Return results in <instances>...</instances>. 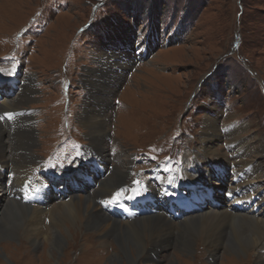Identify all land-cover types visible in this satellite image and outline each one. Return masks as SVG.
Listing matches in <instances>:
<instances>
[{"label": "rangeland", "instance_id": "374dc122", "mask_svg": "<svg viewBox=\"0 0 264 264\" xmlns=\"http://www.w3.org/2000/svg\"><path fill=\"white\" fill-rule=\"evenodd\" d=\"M113 39L118 41L115 47ZM142 44L147 51L134 54ZM0 83L9 90L0 94V101L3 96L10 100L5 109L23 113L15 123L0 112L6 148L0 146V162L5 155L11 168L14 160L21 163V152L33 158L31 174L40 187L52 183L54 192L60 188L78 201L97 191L91 198L93 211L114 219L120 217L119 206H142L146 213L138 215H149L153 207L135 196L150 197L147 201L154 206L163 197L148 196L146 188L172 197L175 180L180 181L177 192L188 194L183 173L192 169L204 174L209 169L215 190L233 187L230 171L223 172L221 182L207 161L232 168L243 137L253 146L244 158L261 164L253 212L261 209L264 217V0H0ZM91 109L100 110L103 121L89 135L80 117ZM210 119L217 137L205 144L202 133ZM234 127L235 134L229 133ZM27 130L32 140L25 151L14 140ZM225 155L228 160L220 157ZM116 168L125 172L119 184H96ZM62 171L74 173L62 177ZM21 184L6 180L0 190V207L7 201L0 210V227H6L11 207L21 210L15 234L0 230V264H118L111 261L120 256L113 237L88 228L83 208L73 222L66 215L55 220L44 213L32 223L31 202L20 194H5ZM130 191L135 204L128 202ZM165 198L164 204L169 202ZM219 203L226 204V199ZM188 215L172 225L179 238L167 248L160 243L156 254L150 250V216L151 225L141 228L143 247L150 252L136 254L132 264H256L258 252L264 253L253 245L233 255L223 246L211 258L204 233L187 229V221L197 215ZM232 218L221 241L234 240L230 229L237 226L241 234L251 235L249 216L236 213ZM55 228L64 239L59 251L50 240Z\"/></svg>", "mask_w": 264, "mask_h": 264}, {"label": "bare ground", "instance_id": "6f19581e", "mask_svg": "<svg viewBox=\"0 0 264 264\" xmlns=\"http://www.w3.org/2000/svg\"><path fill=\"white\" fill-rule=\"evenodd\" d=\"M137 48L138 47L135 48L134 54L143 53V52L147 51V48H146V46H144V44L140 45V47L138 49ZM86 82L88 83V81H86ZM29 86H30V84H29ZM31 90H32V86H31V88H29V91H31ZM19 95H18L17 99H19ZM1 99L2 100L0 101V109H5V108H7V106H10V100H8L5 96L1 97ZM11 105H12V103H11ZM17 105L18 104H16V106ZM14 108H16V107H14ZM0 112L3 114V117L5 119L8 118L11 122L16 123V122H19L21 119V118H19L21 116L18 115L20 112L18 110L15 111L13 109H9V110L5 109V110H0ZM10 113H11V115H10ZM20 114H23V113L20 112ZM88 115H91V116H88ZM98 117H101L100 110L96 111V110H92V109L90 111L87 110V113L85 110L84 114L80 117L81 119H83L84 123L87 124V126H85V127H86V130H87L89 135L92 133V130H95V128L98 125H101L103 119H100ZM205 121H206V119H205ZM210 122L212 124H207L204 127V128H206V127L207 128L205 129L204 133H202V137H203L205 144H208L207 142H210V141H212L211 139H215L217 137L216 131L214 129H212L214 119H210L209 123ZM236 129H237V127H234V129L229 130V133L235 134ZM14 136H16V135H14ZM89 137H93V136H89ZM218 138H219V136H218ZM31 140H32V131L27 130V131L21 132V139H17V140L15 139L14 141L17 143L16 147L21 148V146H22V150L24 149L25 151H27V149L29 148V143ZM3 143H5V139H4V137L0 136V146H3ZM250 144H251L250 141L246 140V138H243V137L240 138L238 146L235 147L236 148L235 149L236 154L233 155L235 162H234V164H232V168L236 167L234 169H232L231 166L225 164L224 161H223L224 163H221L218 161L212 162L211 160L207 161V163L210 166H213L216 169V174L219 176V179H221V182H223L222 174L225 170H228L231 173L235 174V179H234V183H233L234 186L231 187L228 191L224 192V191H222V189H219V190L213 189V186L210 183L211 180L208 179V176L211 175V173H209V172H211L209 169H204L205 174L202 172L203 169L201 171L200 170L197 171L198 169L197 170L192 169L191 173L185 172V171H187L186 169H188V168L184 169L185 173H183V174L185 175V179H186L185 184H186V186H189V188H190L189 194H191V197L188 196L187 199L196 198L195 196L197 194L203 198L204 197L203 194L209 193L211 196H214L213 197L214 199H217L218 201L223 202V200L226 199L225 193L227 192V194L235 193L234 201L236 200V201L244 203V200H245L246 206H245V210H243V211H240V210L237 211V210L233 209V207L230 205L231 201L230 202L226 201L227 204L223 205V204L219 203V205H217V206L206 207V208L202 209V211H200V212H196V211L193 212L194 215H197L198 219L196 220L195 219L196 216H195V217H191L187 221V224H188L187 229L189 230L190 233H193V232L201 233V234L204 233L202 236L205 239V243H206L205 245L207 247L209 256L211 258H214L217 255L218 251L223 246H224V250L226 252L232 253L233 255H235L237 253H241L247 247L253 246V245H259L260 249L264 250V217L262 215L261 209L258 210L257 212H253L254 210H256V207L254 205L256 201L252 200V197L257 198L256 196H258L257 194H255V192L260 188V181L255 180V178L259 179V174L261 173V164L259 162L247 161L244 158V155L246 154L247 150L248 149L251 150L253 148V146ZM4 146H3V148L6 149ZM207 147L208 146H206L205 148H207ZM1 150H2V148H1ZM1 150H0V154H1ZM204 151H206V149H204ZM20 155H21L20 156L21 157V163L19 162L18 164H16V160H14L11 162V168L9 165L10 164L9 158H6L5 155L2 156V161L0 162V165H1L0 166V190H1V187L5 188L6 180H9V181L15 180L16 182L20 181L22 183L21 187L17 190L15 185L14 186L12 185V187H10V191L5 192V194H7L8 192H12V193H9L8 196H11V197L16 196L18 198L20 195H22L23 197L26 198L27 191H29V190H31V192H30L31 194L33 192L39 193L40 199L31 202V207L34 208L33 209V215L30 218V220H32L31 221L32 223L35 222L33 220H38L40 215H42L44 213H47L50 216V218L54 216L55 220H59L60 218H65L64 215H66V217L68 216L71 219V221L73 222V221L79 220V218H81L80 214H81V209L83 208L81 215H82V217L84 216L85 224L88 228H91L95 232H98L99 235H103V236L106 235L108 237L109 236L113 237V242L116 243L118 250H120V252H118V253H120V256L113 255V257H112L111 261L114 263L117 262L118 264H125V262H126V264H132L134 262V257L136 256V254L139 255L140 253L143 254V253H147L149 251V250H147L146 247H143V234L141 231H142V229L146 228L147 225H149L150 216H152V218H153L152 219L153 225H151V223H150V225L152 227L149 230L150 231L153 230V235H154L153 237L150 236V238H151V243H150L151 249L150 250L152 251L151 253H155V254L157 253V249L159 248L160 243H162L163 246H165V248H167L168 242L176 241L179 238V237H176V232H175L176 230L173 226H175L178 223V221L181 222L180 219L183 220V219L187 218V216L189 217V215H188L189 213H188V214H183L179 218H176L175 216H173V219L167 218L165 216L167 214V211H165L162 202L159 201L154 209L149 210L150 211L149 215L139 216L138 214H135L132 211L138 207L133 206L132 209L126 210L127 209V206H126L124 208L126 210L125 213L122 214V216L117 217V219L116 218L114 219V218L108 216L102 210L93 211V207H95L96 203H93V200L91 198L93 196L99 194V193H97V191L86 192L85 195L83 196V198L78 201L77 196H72V194L69 195L65 192V190H60V188L57 190V192L55 189V192H54L52 190V186H54L52 183L49 184L45 189L40 187L38 185L36 179L33 180L32 174H31V172L35 166V160L33 158H30V157H23L24 154L22 156V152L20 153ZM239 156H240V158H238ZM220 157L224 158L225 160H228V156H226V155H225V157L224 156H220ZM100 162L103 163L102 160H100ZM199 165H201V162L199 163ZM10 170L13 171L12 174L10 173ZM73 173H74L73 171L69 174L67 173V171L61 172L62 177H64L66 174H68L67 176H69L70 174H73ZM7 175H9V178L6 177ZM157 175L158 174H156L154 176L156 179H158L160 181L162 179L165 182H167V180H165L162 176H157ZM124 178H125V172L116 168L113 171V173L111 175L107 176V178H105L103 181L98 179L95 182H96V184L102 183L105 186L112 187L115 184H119L121 182V180H123ZM40 183H41V181H40ZM262 183H263V181H262ZM179 184H180L179 180L173 181V187L174 188H171V190L174 192V196L180 195V193L177 192V186H179ZM164 186L166 188L170 189V185L169 186L163 185V188H164ZM60 187H61V189H63L62 185ZM146 189L148 191V194H147L148 196L154 195L155 198L162 196L163 199L165 196L166 197L165 200L167 198L169 199V197H170V196L169 197L166 196L167 192L164 193L159 188L154 187L153 190L151 188H146ZM262 191H263V189H260L261 193H262ZM58 192L61 194L59 195ZM157 195H160V196H157ZM260 195H261L260 196V201H261V199L264 198V193L260 194ZM96 197H98V196H96ZM75 199L77 200V202L73 201ZM151 199H153V197ZM163 199L161 198L162 201H163ZM1 200H3V198ZM89 200H92L91 208H88L89 207V202H88ZM135 201L136 200H135L134 196L130 197V200H128V202L132 203V204H135ZM6 202L7 201H5V200L1 201V205L4 204V206H5ZM13 202H14V204L17 203L15 201H13ZM37 202L42 205L41 208H37ZM3 207H0V210ZM21 209L25 213H27V215H28L26 208H21ZM9 210L10 211H7L8 217H7V219H5V221H6L5 226L6 227H4V226L0 227V230H1V232L6 231V233L10 234L9 236H11L12 234H15L16 226L18 225V222H20L19 221L20 218H18V216H19V213H21V210L20 209L17 210L16 206H15V208L11 207ZM35 212H37V214L34 215ZM126 213L128 215H126ZM236 213L244 214V215L250 217L248 219L252 220L251 221L252 222V230L251 231L249 230L251 235L241 234L242 232L240 231L239 226L234 227V228L231 227L232 231L230 229V232H231L232 236L235 237V238H233L234 240H229L227 238V239H225V241H221V238H224L223 236L227 232V231H225V225L227 224V222H229L228 226L231 225V223H232L231 219L233 220L232 217ZM10 217H12V220L10 219ZM25 217H26V215H25ZM35 217H37V218L34 219ZM199 219H200V221H199ZM56 222H58V221H56ZM246 224H248V223H246ZM241 225L243 226V224H241ZM148 228H150V226ZM33 230L34 229L31 228L30 231L33 232ZM55 230L56 231L53 233V236L50 240H51V245H53L54 248L57 251H59L64 239L61 238L59 230L56 228H55ZM227 233H229V232H227ZM181 236H182V234H181ZM130 247H132L133 249L131 250ZM261 254H264V253L258 252L257 258H256V264H264V261L262 259ZM148 258H149V256H148ZM171 264H173V263H171Z\"/></svg>", "mask_w": 264, "mask_h": 264}, {"label": "trees", "instance_id": "16d2710c", "mask_svg": "<svg viewBox=\"0 0 264 264\" xmlns=\"http://www.w3.org/2000/svg\"><path fill=\"white\" fill-rule=\"evenodd\" d=\"M116 42H118L116 39H113L112 41H111V46H116L117 45V43Z\"/></svg>", "mask_w": 264, "mask_h": 264}, {"label": "snow or ice", "instance_id": "6c2138e0", "mask_svg": "<svg viewBox=\"0 0 264 264\" xmlns=\"http://www.w3.org/2000/svg\"><path fill=\"white\" fill-rule=\"evenodd\" d=\"M0 119H3V117H0ZM138 183V182H137ZM139 194V193H138ZM117 195H119V193L117 194Z\"/></svg>", "mask_w": 264, "mask_h": 264}]
</instances>
